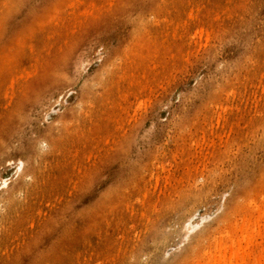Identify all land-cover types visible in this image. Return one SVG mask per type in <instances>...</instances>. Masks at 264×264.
<instances>
[{
	"label": "rangeland",
	"instance_id": "rangeland-1",
	"mask_svg": "<svg viewBox=\"0 0 264 264\" xmlns=\"http://www.w3.org/2000/svg\"><path fill=\"white\" fill-rule=\"evenodd\" d=\"M229 1L0 0V264H197L249 217L264 195V0ZM19 68L37 71L12 83Z\"/></svg>",
	"mask_w": 264,
	"mask_h": 264
},
{
	"label": "bare ground",
	"instance_id": "bare-ground-1",
	"mask_svg": "<svg viewBox=\"0 0 264 264\" xmlns=\"http://www.w3.org/2000/svg\"><path fill=\"white\" fill-rule=\"evenodd\" d=\"M79 1H80V0H79ZM108 1H109V0H107V2H108ZM223 1H224V0H212V3H213V2H214V4H215V3H216V4H217V3H220V4L222 5ZM226 1H228V3L230 2L229 0H225V2H226ZM232 1H233V0H232ZM88 2H89V1H88ZM100 2H101V0H91L90 5L94 6V5H97V4L100 3ZM107 2H106V3H107ZM112 2H113V1H112ZM112 2L110 1V2H108V3L111 4ZM80 3H81V2H80ZM82 3H83V1H82ZM205 3H206V2H205ZM100 4H101V3H100ZM102 4H103V3H102ZM102 4L100 5L101 7H102ZM110 4H109V5H110ZM214 4H213V5H214ZM76 5H77V4H76ZM81 5H82V4H81ZM81 5H80V6H81ZM88 5H89V4H88ZM103 5H105V2H104ZM109 5H108V7H109ZM200 5H201V4H200ZM227 5H228V4H227ZM227 5H225V6L227 7L226 10L228 11V7H229L230 5H229V6H227ZM78 6H79V5H78ZM78 6H77V7L74 6V7H75V8H78ZM92 6L90 7L91 9H92ZM198 6H199V5H198ZM85 7H86V6H85ZM125 7H126V6H125ZM196 7H197V6H196ZM226 7H224V9H225ZM83 8H84V7H83ZM86 8H89V7H86ZM96 8H97V6H96ZM105 8H106V7H105ZM191 8H192V11H193V7H191ZM191 8H190V10H191ZM194 8H195V7H194ZM81 9H82V8H81ZM84 9H85V8H84ZM93 9H94V8H93ZM106 9H107V8H106ZM195 9H196V8H195ZM82 10H83V9H82ZM87 10H90V9H87ZM109 10H110V8H109ZM190 10H189V14H188V12H187V16H189V17H190V14L193 13V12L191 13ZM207 10H209V9H207ZM85 11H86V10H85ZM200 11H201V8H198V11H197L198 14H197L196 12H195V13H196L197 15L194 14L195 20H197V21H200V20L202 19V18H201L202 13L200 14ZM223 11H225V10H223ZM223 11H222V12H223ZM80 12H82V11H79V13H80ZM89 12H93V11L90 10ZM204 12H205V11H204ZM228 12H230V8H229V11H228ZM228 12H227V13H228ZM76 13L79 15L78 12H76ZM101 13H102V12H101ZM207 13H210V12L207 11ZM217 13H218V12H217ZM217 13L215 12L214 14H217ZM223 13H226V12H223ZM227 13H226V14H227ZM230 13H231V12H230ZM66 14H67V13H66ZM80 14H81V13H80ZM85 14H86V13H85ZM87 14H88V13H87ZM214 14H213V15H214ZM218 14H219V13H218ZM218 14H217V15H218ZM226 14L224 15L225 17H226ZM83 15H84V13H83ZM93 15H95V14H93ZM90 16H91V15H90ZM187 16H186V17H187ZM192 16H193V15H192ZM192 16H191V17H192ZM207 16H208V15H207ZM207 16H206V17H207ZM224 16L222 15L221 20H223V17H224ZM62 17H63V16H62ZM70 17H71V16H70ZM70 17H67V18H69L68 20L71 19ZM77 17H78V16H77ZM213 17H214V20H215V18H216L217 16L215 15V16H213ZM218 17H219V15H218ZM218 17H217V18H218ZM228 17H229V16H228ZM228 17H227V18H228ZM85 18H86V16H85ZM93 18H94V17H93ZM112 18H114V17H112ZM154 19H157V18L155 17ZM158 19H159V18H158ZM172 19H173V18H172ZM191 19H193V18H191ZM210 19H211V18H210ZM212 19H213V18H212ZM219 19H220V17H219ZM59 20H61V19H59ZM159 20H160V19H159ZM161 20H164V21H165L166 18H165V19L163 18V19H161ZM173 20H174V19H173ZM173 20H172V21H169L170 24L173 22ZM187 20L190 22L189 18H188ZM193 20H194V19H193ZM61 21H62V20H61ZM63 21H64V19H63ZM63 21L60 22V23H63ZM78 21H81V19H79ZM84 21H85V19H84ZM96 21H98V19H97ZM101 21H102V18H101ZM109 21H110V20H109ZM166 21H167V20H166ZM166 21H165V22H166ZM182 21H184L183 24H185V21H186V20H182ZM68 22H69V21H68ZM75 22H76V20H75ZM107 22H108V21H107ZM107 22H105V23H107ZM153 22H155V21H153ZM201 22H202V20H201ZM56 23H57V22H56ZM69 23H72V22H69ZM79 23H80V22H79ZM156 23H157V22H156ZM178 23H179V21H177V24H178ZM195 23H196V22H195ZM204 23H205V22H204ZM54 24H55V23H54ZM58 24H59V22H58ZM168 24H169V23H168ZM170 24H169V25H170ZM177 24H176V28H178ZM180 24H181V23H179V25H180ZM186 24H188V23H186ZM59 25H60V24H59ZM67 25H68V24H67ZM76 25H77V24H76ZM207 25H208V23H207ZM60 26H61V25H60ZM65 26H66V25H65ZM72 26L74 27V26H75V23H74ZM82 26H83V25H82ZM92 26H93V25H92ZM92 26H91V27H88V30L90 29V30L88 31V33H89V32L91 33ZM98 26H99V24H98ZM167 26H168V25H167ZM173 26H174V25H173ZM182 26H183V25H182ZM182 26H181V28L184 27V26H183V27H182ZM186 26H187V25H186ZM186 26H185V27H186ZM209 26H210V23H209ZM171 27H172V26H171ZM185 27H184V29H185ZM81 28H82V27H81ZM94 28H95V27H94ZM176 28L174 27L175 30H174L173 28H170V29H172V31H175V33H177V32H176ZM181 28H180V29H181ZM202 28H203V27H202ZM206 28L208 29V27H206ZM53 29H54V27H53ZM73 29L75 30V28H73ZM204 29H205V28H204ZM204 29H202V30H204ZM207 29L204 30L205 33H206V31H208ZM43 30H44V29H43ZM50 30H51V29H50ZM55 30H56V28H55ZM60 30H61V29H60ZM93 30H94V29H93ZM182 30H183V29H182ZM95 31H96V29H95ZM177 31H178V30H177ZM204 31H203V32H204ZM56 32L58 33V31H56ZM56 32H55V33H56ZM64 32H65V30H64ZM92 32H93V31H92ZM169 32H170V31H169ZM55 33H54V34H55ZM57 33H56V34H57ZM60 33H61V32H60ZM180 33H181V31H180ZM180 33H179V34H180ZM182 33H183V32H182ZM184 33H185V31H184ZM184 33H183V35H184ZM207 33H208V32H207ZM65 34L67 35V32H66ZM171 34H173V35H172V38H175V34H174V33H171ZM193 34H195V32H194ZM42 35H43V34H42ZM60 35H61V34H60ZM68 35H69V34H68ZM87 35H88V34H87ZM87 35H86V36H87ZM183 35H182V36H183ZM50 36L53 37V35H51V34H50ZM50 36L48 37V35L46 34V37L48 38V40H49ZM61 36H62V35H61ZM182 36H181V35H180V36L178 35L177 37L180 39ZM42 37H43V36H42ZM183 37H185V36H183ZM192 37H194V36H192ZM63 39H64V38H63ZM183 39H184V38H183ZM185 39H188L189 42L191 41L189 38H186V37H185ZM48 40L46 39V41H48ZM173 40H174V39H173ZM176 40H177V39H176ZM176 40H175L174 42L177 43L178 40H177V41H176ZM33 41H34V40H33ZM43 41H44V40H43ZM65 41H67V40L64 39V41H63L64 44H65ZM71 41H72V39H71ZM180 41H181V40H180ZM188 41H187V43H188V45H189V42H188ZM48 42H49V41H48ZM50 42H51V41H50ZM68 42H69V41H68ZM178 42H179V41H178ZM181 42H182V41H181ZM185 42H186V40H185ZM62 44H63V43H62ZM170 44H171V43H170ZM49 45H51V44H49ZM59 45H60V44H59ZM27 46H28V45H27ZM172 46H173V45H172ZM174 46H177V45H174ZM184 46H185V45H184ZM46 47H47V46H46ZM49 47H51V46H49ZM49 47H48L47 51L49 50ZM62 47H64V45H63ZM136 47H138V46H136ZM155 47H156V46H155ZM185 47H186V46H185ZM187 47H188V46H187ZM157 48H158V47H156L155 49H156L157 52H159L160 49H157ZM175 48H176V47H175ZM177 48H178V47H177ZM177 48H176V49H177ZM45 49H46V48H45ZM51 49H53V48H51ZM138 49H139V48H137L136 51H137V54L139 55L140 52H138ZM155 49H154V50H155ZM187 49H188V48H187ZM18 50H19V48H18ZM59 50H61V46H60ZM158 50H159V51H158ZM30 51H31V47H30V49H29V52H30ZM47 51H45V53H46ZM61 51H63V50H61ZM139 51H141V49H139ZM176 51L178 52V49H177ZM18 52H19V51H18ZM18 52H17V53H18ZM56 52H57V51H56ZM154 52H155V51H154ZM47 53H50V52L48 51ZM175 53H176V52H175ZM175 53H174V55H171V56H172V57L175 56ZM181 53H182V52H181ZM186 53H187V51H186ZM186 53H185V54L182 53V57H183V55H186ZM18 54H19V53H18ZM29 54H30V53H29ZM36 54H37V53H36ZM38 54H39V53H38ZM142 54H143V53H142ZM142 54H141V56H143V58H144L145 55H142ZM154 54L156 55V53H154ZM49 55H50V54H49ZM54 55H55V54H54ZM160 55H161V54H160ZM40 56H41V55H40ZM42 56H43V55H42ZM44 56H45V55H44ZM46 56H48V55H46ZM139 56H140V55H139ZM141 56H140V57H141ZM147 56H148V55H147ZM158 56H159V55H158ZM158 56H157V57H158ZM12 57H14V55H12ZM54 57H55V56H54ZM60 57H61V56H60ZM177 57H178V56H177ZM182 57H181V60L183 61V58H182ZM30 58H31V57H30ZM34 58H37V56L35 55ZM40 58L42 59V57H40ZM40 58H39V59H40ZM136 58H137V56H136ZM138 58H139V57H138ZM138 58H137V61H138V60L140 61V59H138ZM145 58H146V59H149V58H147V57H145ZM179 58H180V57H179ZM10 59H11V58L8 59V63L10 62V61H9ZM13 59H14V58H13ZM151 59H152V61H153L154 58H151ZM160 59H161V57H160ZM160 59H159V60H160ZM174 59H175V57H174ZM5 60H7V58H6ZM42 60H43V59H42ZM44 60H45V59H44ZM44 60H43V61H44ZM62 60H63V59H62ZM155 60H156V59H155ZM159 60H158V61H159ZM175 60H176V59H175ZM12 61L14 62V60H12ZM35 61H37V59H35ZM40 61H41V60H40ZM43 61H41V62H43ZM45 61H46V60H45ZM45 61H44V62H45ZM49 61H50V59H49ZM49 61H48V62H49ZM53 61H54V60H53ZM139 61H138V63H139ZM143 61H144V60H143ZM156 61H157V60H156ZM156 61H155V62H156ZM160 61H161V60H160ZM176 61H177V60H176ZM182 61H181V62H182ZM3 62H4V61H3ZM37 62H39V60H38ZM148 62H150V61H148ZM148 62H147V64H146V62H144L145 66H143V69H145L144 67H146V65H150V63L148 64ZM155 62H154V63H155ZM31 63H33V62H31ZM31 63H30V65H31ZM135 63H136V62L134 61V64H135ZM141 63H142V60H141V62H140L139 67L142 66ZM6 64H7V63H6ZM6 64H5V65H6ZM35 64H38V63H35ZM40 64H41V63H40ZM40 64H39V66H40ZM48 64H49V63H48ZM58 64H60V63H58ZM83 64H84V63H83ZM130 64L132 65V62H130ZM134 64L132 65V67H137V65L135 64V66H134ZM142 64H143V63H142ZM177 64H178V63H177ZM33 65H34V64H33ZM131 65L129 66V67H130L129 69L127 68L128 71H126L125 73H131V74H132V71H131V72L129 71L130 69L133 70V68H131ZM156 65H158L157 62H156ZM156 65H155V66H156ZM159 65H160V64H159ZM13 66H14V63H13ZM39 66L36 67V65H35L36 68H40ZM1 67H3V66H1ZM17 67H18V66H17ZM17 67H16V69H17ZM148 67H149L150 70L152 69V66H151V67H150V66H147L146 69H148ZM4 68H5V66H4ZM14 68H15V67H14ZM22 68H23V67H22ZM22 68H21V69H22ZM57 68H58V65H57ZM57 68H56V69H57ZM162 68H163V66H162ZM263 68H264V67H263ZM5 69H6V68H5ZM5 69L1 68L0 70L2 71V70H5ZM16 69H15V72H14V73H12L10 70H9V71L11 72V74L14 75V74L16 73ZM24 69H25V68H24ZM24 69L20 70V68H19L18 71H17V75H16V74H15L16 76L14 75L15 77L12 75V77H13V78L11 79V82H12V83H13L14 78H18V77H19V78H22V77H23V79H24V78L26 77L25 79H28L27 77L30 76V74H32L31 76H34L33 73H35V72L37 71V70H36L35 72L31 73L30 71H32V70L27 69V70L29 71V72L27 73V70L24 71ZM58 69H59V68H58ZM134 69H135V68H134ZM143 69H142V73H143V72H147L146 69H145V70H143ZM150 70H148V72H151V71H152V70H151V71H150ZM161 70H162V69H161ZM13 71H14V70H13ZM57 71H58V70H57ZM57 71H56V70L54 71V69H53V71H51L52 73L50 72V74H53L54 72L56 73ZM153 71H154V70H153ZM10 72H9V73H10ZM18 72H19V73L26 72V74H28V75H26V74L24 73L25 75L23 76V75H22L23 73H22V74H20V75H21V77H20V76H18V75H19ZM148 72H147V74H148ZM0 73H1V72H0ZM29 73H30V74H29ZM55 73L53 74V76H55ZM156 73H157V72H156ZM156 73L153 74L154 77H156V76H155ZM41 74H42V73H39V75H41ZM143 74H144L145 77L147 76V74H146V75H145V73H143ZM143 74H142V76L140 75V77H143ZM149 75H150V74H149ZM255 75H257V74H255ZM255 75H254L253 77H255ZM31 76H30V77H31ZM127 76H128V74L126 75L125 78H127ZM130 76H131V75L129 74V76H128V79H129V80L126 79V80L129 81V82H131V80H132V79H130V78H132V77H130ZM150 76H151V75H150ZM150 76H149V77H150ZM35 77H36V76H35ZM129 77H130V78H129ZM151 77H153V76H151ZM151 77H150V78H151ZM260 77H261V79H262V76H260ZM260 77H259V78H260ZM44 78H45V77H44ZM123 78H124V77H123ZM137 78H138V77H137ZM143 78H144V77H143ZM30 79H31V78H30ZM36 79H37V78H36ZM133 79H134V77H133ZM138 79H139V82H140V79L142 80V78H138ZM138 79L135 78V79H134L135 81H133L132 86H131V83H130V86H131V87H135V86H137L138 84H140V83L137 81ZM145 79L147 80V79H149V78H144V80H145ZM152 79H153V78H152ZM261 79H260V80L258 79V80L262 83V80H261ZM38 80H40V79H38ZM53 80H54V79H53ZM9 81H10V79H9ZM15 81L17 82L18 80L16 79V80H14V82H15ZM124 81H125V79H124ZM150 81H151V80H147L146 82L149 84ZM155 81H156V80H155ZM11 82H10V83H11ZM24 82H25V81H24ZM125 82H126V81H125ZM129 82H127V83H129ZM134 82H137V84H135ZM144 82H145V81H143V82L141 81V83H142V84H141V87H142V85H143V86H144V85H148V84H144ZM151 82H152V81H151ZM257 82H258V81H257ZM34 83H35V81H34ZM253 83H254V82H252V84H253ZM258 83H259V82H258ZM261 83H260V84H261ZM18 84H19V83H18ZM21 84H22V83H20V86H21ZM24 84H25V83H24ZM26 84H28V83H26ZM43 84H44V83H43ZM123 84H124V83H123ZM134 84H135V85H134ZM152 84H154V83L152 82ZM152 84H151V86H152ZM254 84H255V83H254ZM256 84H257V83H256ZM256 84H255V86H256ZM260 84H258V85H260ZM2 85H4L5 87H6V86L8 87V85H9L11 88L14 87V84H11V85H13V86H11L10 84H6V80H4V81L2 82ZM45 85H46V84H44V86H45ZM125 85H126V84H125ZM128 85H129V84H128ZM258 85H257V86H258ZM16 86H18V85H16ZM28 86H29V85H28ZM44 86H43V87H44ZM122 86H123V85H122ZM130 86H129V87H130ZM149 86H150V84H149ZM149 86H148V87H149ZM151 86H150V88H151ZM253 86H254V85H253ZM257 86H256V87H257ZM261 86H262V84H261ZM7 87H6V88H7ZM18 87H19V86H18ZM18 87H17V90H18ZM24 87H25V86H24ZM48 87H49V85L47 84L46 88H48ZM123 87H124V86H123ZM125 87H126V86H125ZM125 87H124L123 90L126 89L127 91H122V92L127 93L128 90H129L131 87H130V88H129V87H126V88H125ZM138 87H139V86H137V88H138ZM144 87H145V86H144ZM144 87L139 88V89H140V90H147V88L145 87V88H146V89H145ZM6 88H5V90H6ZM11 88H10V90H11ZM21 88H22V86L20 87V89H21ZM3 89H4V88H3ZM13 89H14V88H13ZM13 89H12V90H13ZM20 89H19V90H20ZM39 89H40V88H39ZM139 89H138V90H139ZM258 89H259V87H258ZM260 89H261L262 91H264V90H263V87H262V88L260 87ZM0 90H1V89H0ZM5 90H2V93H4ZM12 90H11V91H12ZM19 90H18V91H19ZM23 90H24V89H23ZM25 90H26V88H25ZM7 91H9V90H7ZM11 91H10V93H9L10 98H11ZM14 91H15V90H14ZM14 91H12V92L14 93ZM37 91H38V90H37ZM134 91H135V90H134ZM130 92L132 93L131 89H130V91H129V94H131ZM138 92H139V91H138ZM2 93H1V94H2ZM5 93H6V95H5V94H3V95H5V96L7 97L8 94H7L6 91H5ZM125 93H124V95H125ZM133 93H134V92H133ZM133 93L131 94V96L135 94V93H134V94H133ZM254 93L257 94V92H256L255 90H254ZM129 94H128V95H129ZM14 95H15V93L12 94L13 99H14ZM17 95H18V94H17ZM124 95L122 94L121 97L123 96V98H127V97H124ZM5 96H3V97H5ZM15 96H16V95H15ZM119 96H120V95H119ZM119 96H118V97H119ZM254 96H255L254 98H255V99H258V101H259V99H261L260 97H261L262 95H261V96L259 95L260 97H258V98H256V95H254ZM6 97H5L4 99H6ZM263 97H264V96H263ZM128 98H129V97H128ZM8 100H9V99H8ZM16 100H17V99H16ZM18 100H19V99H18ZM18 100H17V102H19ZM9 101H12V99L9 100ZM9 101H8L6 104L9 105ZM10 104H11V103H10ZM13 104H14V103H13ZM8 105H7V106H8ZM0 106H2V105H0ZM11 107H12V106H11ZM5 108H6V105L4 106V108L1 107L2 110H3V109L6 110ZM8 108H9V107H8ZM222 108H223V107H221V110H222ZM226 108L228 109V108H230V107H229V106L227 107V105H224V109H225V111H223V112H225V113H226V116H228V115H227V112H229L231 109H230V110L228 109V111L226 112ZM224 109H223V110H224ZM4 110H3V113H2V114H4ZM9 111H10V110H9ZM5 113L7 114V112H5ZM229 114H231V113L229 112ZM223 115H224V114L222 113L221 116H223ZM8 116H9V115H8ZM224 116H225V115H224ZM115 117H116V116H115ZM229 117H230V115H229ZM5 118H6V116H5ZM222 118H224V117H222ZM0 119H1V118H0ZM113 119H114V118H113ZM113 119H112V120H113ZM115 119H116V118H115ZM115 119H114V120H115ZM225 119H226V118H225ZM225 119H223V121H224ZM229 119H230V118H229ZM4 122H6V121H4ZM114 122H115V121H113L112 123H114ZM0 123H1V122H0ZM224 123L227 124V119H226V122H224ZM3 124H4V123H3ZM5 124H6V123H5ZM108 124H110V123H108ZM226 124H224V125H226ZM6 125H7V124H6ZM216 125H217V124H216ZM3 126L6 127L5 125H3ZM110 126H111V124H110ZM4 127H3V128H4ZM3 128H2V126H1L0 130H1V129L3 130ZM78 141H79V140H78ZM82 141H83V140H82ZM83 142H84V141H83ZM70 146H71V145H70ZM80 148H81V147H80ZM70 150H72V149H70ZM78 150H79V149H78ZM72 151H73V150H72ZM72 151H71V152H72ZM86 151H87V150H86ZM86 151H85V152H86ZM69 152H70V151H69ZM71 152H70V154H71ZM75 152H77V151H75ZM75 152H73V153H75ZM85 152H84V150H83V153H84L83 156H84V157H85V154H87V153H85ZM88 153H89V152H88ZM76 154H77V153H76ZM76 154H75V155H76ZM88 155H90V154H88ZM68 156H69V155H68ZM71 156H72V155H71ZM86 156H87V155H86ZM90 156L93 157L92 155H90ZM72 158H73V157H72ZM72 158H71V160H73ZM83 159H84V158H83ZM83 159H82V160H83ZM87 159H89V158H87ZM69 160H70V159H69ZM74 160H75L74 163H76L77 159L74 158ZM90 160H91V159H90ZM90 160H89V161H90ZM87 161H88V160H86V163H87ZM20 162H21V161H20ZM67 162H68V161H67ZM91 162H92V161H91ZM62 163H63V162H62ZM69 163H70V162H69ZM88 163H89V162H88ZM89 164H90V163H89ZM76 165H78V164L76 163ZM87 165H88V164H87ZM59 166H60V165H59ZM73 166H74V165H73ZM73 166H72V167H73ZM85 166H86V165H83V167H85ZM81 167H82V165H81ZM83 167H82V168H83ZM58 168H60V167H57V169H58ZM82 168H79V170L82 169ZM66 169H68V168H66ZM73 169H74V167H73ZM77 169H78V167H77ZM60 170H61V169H60ZM54 171H56V170H54ZM61 171H62V170H61ZM72 171H73V170H72ZM80 171H81V170H80ZM62 172H64V171H62ZM77 173H78V171H77ZM79 173H80V175H81V172H79ZM52 175H53V174H52ZM52 175H51V176H52ZM57 175H58V174H56V176H57ZM66 175H67V174H66ZM66 175L64 174V177H65ZM80 175H79V176H80ZM49 178H50V177H49ZM62 178H63V177H62ZM72 178H73V177H72ZM51 179H52V178H51ZM51 179H49V180H51ZM49 180H48V181H49ZM70 181H72V180H70ZM70 181L68 180V182H70ZM3 182H4V181H3ZM57 182H59V180H58ZM60 182H62V181H60ZM65 182H67V180H66ZM75 182H76V181H74L73 183H75ZM53 183H54V182H53ZM53 183H52V184H53ZM62 183H63V182H62ZM73 183H71V187L73 186V185H72ZM4 184H5V182H4ZM63 184H64V183H63ZM77 184H78V183H77ZM5 185H6V184H5ZM64 185H65V184H64ZM66 185H67V184H66ZM67 186H69V184H68ZM55 187H56V186H55ZM71 187H70V188L67 187V189H71ZM62 188H63V187H62ZM73 188H74V186H73ZM62 191H63V190H62ZM62 191H61V193H62ZM55 192H56V191H55ZM262 192H264V191H262ZM50 193H51V192H50ZM63 193H64V192H63ZM67 193H68V192H67ZM69 193H70V191H69ZM257 193H258V192H257ZM57 194H59V193H57ZM260 194H261V195H260ZM68 195H69V194H68ZM262 195H263L262 193H259L258 196L261 198ZM60 196H61V195H60ZM64 196H65V195H64ZM56 197H59V196L56 195ZM56 197L54 198L55 201H57V198H56ZM68 197H69V196H68ZM250 198L253 199L254 197H250ZM263 198H264V195H263V197L261 198L262 201L264 200ZM54 199H53V200H54ZM59 199H60V198H59ZM59 199H58V200H59ZM252 199H249V198H248V201L246 202V204L248 203V204H247V205H248V209L251 210V211H250L251 213H250L249 217H248V214L245 216L246 213H244V215H241V216H244V217H241V218H244V220L241 219L242 222H240V224H241V223H242V224H241V225H240V224L238 225V223H237V226H238V227L235 225V228H236V229L234 228V229H235L234 232L231 231V233H229L230 228H228V232L225 233V231L227 230V229H225V231H222L223 234L221 233V234H222L221 237H218L219 240H217L216 237H214L215 239L213 238V241H209L210 248L207 247V248H209V249H206V250L203 249L204 251H202V252L200 253V256H199V259H198V263H197V264H264V241H263V240H264V237H263V238L260 237V234H262V236L264 235V226L262 225V228L260 227V225L262 224V222H261L260 225H259V227H260L261 229L259 228L260 232H258V233H257V231H259V230H257L258 227L256 228L257 224H256V226H255L256 221H258V220H260V219L263 220L262 217L264 216V214H263V210H261V209L264 208V207H263V205L258 204V203H259V200H261V199L258 198V199H259L258 202H256L255 199H254V201H252ZM249 200H250V201H249ZM262 203H263V202H262ZM246 204H244V205H246ZM263 204H264V203H263ZM260 205H261L262 208L259 207ZM246 207H247V206H246ZM244 208H245V206H244ZM243 211H244V210H243ZM246 217H247V218H246ZM263 221H264V220H263ZM62 222H63V221H62ZM60 224H61V223H60ZM258 224H259V222H258ZM263 224H264V223H263ZM56 225H57V223H56ZM254 226H255V227H254ZM55 227H56V226H55ZM55 227H54V228H55ZM63 227H65V226H63ZM233 227H234V226H233ZM54 228H53V229H54ZM65 228H66V227H65ZM65 228H64V229H65ZM231 228H232V227H231ZM255 228H256V230H257L256 233H255ZM42 230H43V229H42ZM231 230H233V229H231ZM259 233H260V234H259ZM187 234H188V233H187ZM257 234H259V236H258ZM51 235H52V234H51ZM219 236H220V235H219ZM257 237H260V238H261V240L258 241L259 243L255 240V238H257ZM211 239H212V238H211ZM262 241H263V242H262ZM29 243H30V242H28V244H27V245L25 244V245H26L27 247H29V246H28ZM210 243H211V244H210ZM30 245H31V244H30ZM209 245H207V246H209ZM23 247H24V245L21 246L22 251H23ZM30 248H31V247H30ZM25 249H26V248H25ZM28 249H29V248H27L26 250L28 251ZM26 250H25V251H26ZM30 251H31V249H30ZM18 252H21V250H18ZM23 252H24V251H23ZM16 253H17V252H16ZM28 253H30V252L28 251ZM24 254H25V253H24ZM14 255H15V254H14ZM14 255H13V256H14ZM16 255H18V254H16ZM16 255H15V256H16ZM19 255H20V254H19ZM19 255H18V256H19ZM13 256H11V257H13ZM18 256H16V257H18ZM25 256H26V255H25ZM25 256H24V257H25ZM27 256H28V254H27ZM20 257L22 258L23 256H20ZM13 258H14V257H13ZM19 260H21V259H19ZM19 260H17V261H19ZM68 260L71 261V259H69V258L67 259V261H68ZM97 260L99 261L100 259L98 258ZM11 261H12V259H11ZM64 261H65V258H64ZM72 261H74V260H72ZM195 262H196V261H195ZM19 263H20V261H19ZM21 263H22V261H21ZM71 264H72V263H71ZM73 264H74V263H73ZM194 264H195V263H194Z\"/></svg>",
	"mask_w": 264,
	"mask_h": 264
}]
</instances>
